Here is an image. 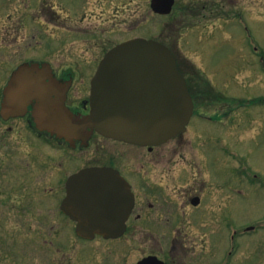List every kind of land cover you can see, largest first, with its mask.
I'll list each match as a JSON object with an SVG mask.
<instances>
[{
    "label": "rangeland",
    "instance_id": "obj_1",
    "mask_svg": "<svg viewBox=\"0 0 264 264\" xmlns=\"http://www.w3.org/2000/svg\"><path fill=\"white\" fill-rule=\"evenodd\" d=\"M150 1L107 0V18L111 19V22L107 21V46L108 43L137 35L143 38L157 36L173 48L180 58H184L182 48H178L179 35L198 24L213 27L211 31H206L211 34H206L209 39L205 38L199 49H196L197 33H190L186 37L189 49L185 50L193 54L191 58L215 87H212V92L219 91L236 98L235 107H239L238 112L234 113L238 118L237 124H224L220 127L222 124L219 122L216 125L218 128L209 127L213 133L220 134V140L224 143L222 158L224 173L227 174L222 173L223 180L240 179L232 186L224 183L219 198L223 211V230L219 236L221 242L218 241L217 263L221 258L222 264H264V229H254L246 235L236 236L234 243L231 234L264 222V187L261 185L264 182L260 183L264 181V75L261 74L264 66V0H177L174 20L171 16H154ZM28 2L18 1L19 7L25 9V15L37 13L39 0ZM18 5L14 0H0V99L2 87L20 63L19 59L41 54L35 53L32 48L25 55H15L17 45L12 43V38L9 41L6 29L12 18V21L18 18L14 17V9ZM117 7L121 8L118 10L119 17L112 18ZM30 23L37 27L35 23ZM195 31L201 34L199 28ZM84 54L93 57L92 53ZM50 55L47 59L51 58L52 61L63 60L66 56L65 53ZM252 65L258 67L256 71ZM204 74L202 78L200 74V77L194 75L198 80H192L194 86L196 82L200 83L202 90L208 84ZM204 89L207 88L204 86ZM194 90L197 91V88ZM250 100L257 102L250 106ZM241 102L245 108L240 107ZM215 104L212 108L203 106L204 112L201 111V114L214 115L217 110ZM221 106L219 102L218 109ZM223 110L226 111L225 108ZM200 119L195 118V122ZM224 121L227 123V119ZM20 123L4 124L0 120V264H58L64 258L68 260L74 257L73 246L63 250L58 244V238L69 239L70 244L76 239L72 232L74 228L68 227L60 218L62 198L59 192L63 190V177L70 172L67 169L82 167L88 163L87 160L97 157L105 143L103 140H94L88 149L76 152L69 149L57 151L50 143L47 146L41 143L45 158L41 157V160L34 163L40 164L39 168L34 169L28 159L34 142L31 133L19 128L20 134H16L12 126L11 130L8 127L22 126ZM187 136L189 134L184 136L182 145L175 144V141L166 145L165 152L170 155L171 149L177 147L175 156L179 159L178 151L182 147L180 152L185 156L204 157L198 155L202 150L190 144L191 140L188 141ZM207 140L216 141L214 138ZM230 150L234 155H230ZM236 166H239L237 170ZM248 167L253 172V178L258 181L253 185L240 174L250 173ZM214 231L208 229L209 239H212ZM31 239L34 241L26 245ZM44 239H47L46 243L42 241ZM216 244L209 240L206 243L208 259H214L211 255L215 253L217 255ZM59 248L61 251H58Z\"/></svg>",
    "mask_w": 264,
    "mask_h": 264
},
{
    "label": "flooded vegetation",
    "instance_id": "obj_2",
    "mask_svg": "<svg viewBox=\"0 0 264 264\" xmlns=\"http://www.w3.org/2000/svg\"><path fill=\"white\" fill-rule=\"evenodd\" d=\"M18 1L14 0L16 5ZM119 9L117 7L112 18L119 17ZM107 11V0H39L37 13L31 15H25V9L18 5L14 9V17L18 18L14 21L12 18L6 29L9 41L12 38V43L17 45L16 56L25 55L32 48L35 53H41L21 57L18 65L27 62L49 63L59 83L68 85L66 105L77 114L90 112L92 78L107 53V21L111 22L107 18ZM56 53H65L66 56L59 61L47 59L49 54L52 57ZM84 53H92L93 57H87ZM200 98L195 97L192 121L200 117L217 128L216 125L224 117L223 107L218 109L219 100L210 95H201ZM212 102L216 103L217 109L214 115H202L203 106L212 108ZM35 106L36 103L22 112L23 116L8 121L21 122L22 126L11 125L13 132L15 130L16 134H20L19 128L25 129L35 140L28 158L34 169L40 167V164L34 163L41 157L45 158L41 143H50L57 151L69 149L75 152L88 149L94 140H103L105 143L97 157L87 160L84 166L67 169L70 172L63 177V190L59 192V197H64L66 181L71 175L91 167L119 171L134 196V206L126 219L125 230L116 238L100 235L93 239L82 238L75 232L78 223L60 210V218L68 227L74 228L72 232L76 239L70 244L69 239L58 238L63 250L73 246L74 256L68 260L64 258L58 264H222L221 258L217 263L218 241L221 242L219 236L223 230V211L219 198L224 183L232 186L238 180H223V142L218 134L198 123L192 127L193 130L190 128L184 135L157 147L129 144L102 136L96 131L92 132L87 144L77 142L72 145L37 127L33 118ZM187 134V140H191L189 143L200 148L202 152L198 155L204 157L185 156L180 152L182 147L178 151L179 159L175 156L177 147L171 149L170 155L165 152L164 147L173 141L175 144H184L182 140ZM212 138L216 141L207 140ZM105 177L107 180V174ZM208 229H215L211 234L212 239L207 236ZM208 240L217 243V255H211L214 259L207 257ZM33 241L31 239L26 245ZM42 241L46 243L47 239ZM40 256L43 257V254Z\"/></svg>",
    "mask_w": 264,
    "mask_h": 264
},
{
    "label": "water",
    "instance_id": "obj_3",
    "mask_svg": "<svg viewBox=\"0 0 264 264\" xmlns=\"http://www.w3.org/2000/svg\"><path fill=\"white\" fill-rule=\"evenodd\" d=\"M174 2L153 0L152 6L156 12L168 14ZM51 78L46 65L42 70L36 64L21 66L5 91L4 114L17 116L36 101L34 115L39 127L59 138L86 142L90 130L96 129L141 146L160 145L184 132L193 114V101L176 59L156 41L135 39L107 53L93 80L89 115H74L65 106L66 88L63 91L55 81L47 83ZM113 173L92 168L68 181L62 209L79 221L77 232L82 237L96 233L117 237L124 231L133 195L122 179L106 181L105 174Z\"/></svg>",
    "mask_w": 264,
    "mask_h": 264
}]
</instances>
